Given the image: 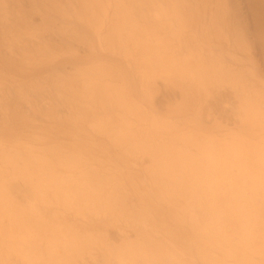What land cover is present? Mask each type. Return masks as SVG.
<instances>
[{"label":"bare ground","instance_id":"1","mask_svg":"<svg viewBox=\"0 0 264 264\" xmlns=\"http://www.w3.org/2000/svg\"><path fill=\"white\" fill-rule=\"evenodd\" d=\"M0 264H264V0H0Z\"/></svg>","mask_w":264,"mask_h":264}]
</instances>
